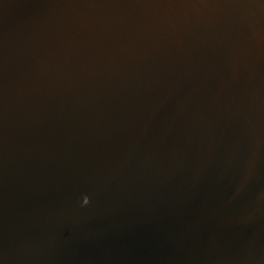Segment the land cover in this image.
Segmentation results:
<instances>
[{
    "label": "water",
    "instance_id": "1",
    "mask_svg": "<svg viewBox=\"0 0 264 264\" xmlns=\"http://www.w3.org/2000/svg\"><path fill=\"white\" fill-rule=\"evenodd\" d=\"M0 264H264V0H0Z\"/></svg>",
    "mask_w": 264,
    "mask_h": 264
}]
</instances>
